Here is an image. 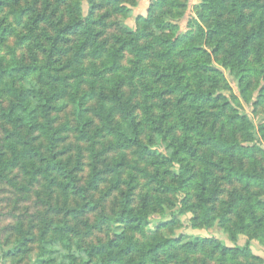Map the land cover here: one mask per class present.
I'll return each instance as SVG.
<instances>
[{
    "label": "trees",
    "instance_id": "trees-1",
    "mask_svg": "<svg viewBox=\"0 0 264 264\" xmlns=\"http://www.w3.org/2000/svg\"><path fill=\"white\" fill-rule=\"evenodd\" d=\"M123 3L0 0V183L24 196L38 187L46 205L40 224L15 227L9 251L0 244L3 256L27 255L38 241L43 254L56 253L49 246L64 251L46 264H210L231 254L239 264H264L250 251L254 231L264 237V201L252 193H264V149L254 143L264 124L257 128L240 111L241 99H253V113L264 106V3L203 0L202 23L191 21L183 33L174 23L185 18L188 0H153L135 29L107 45L100 28L111 15L98 11L122 14ZM77 34L74 48L60 47ZM219 54L240 98L221 86ZM67 111L88 161L68 142L69 120L60 123ZM222 184L242 192L218 206ZM141 186L146 195L136 201ZM164 208L175 209L173 218L191 214L190 227H225L234 246L202 235L183 246L186 234L149 235L150 216ZM240 235L248 238L242 247Z\"/></svg>",
    "mask_w": 264,
    "mask_h": 264
},
{
    "label": "rangeland",
    "instance_id": "rangeland-1",
    "mask_svg": "<svg viewBox=\"0 0 264 264\" xmlns=\"http://www.w3.org/2000/svg\"><path fill=\"white\" fill-rule=\"evenodd\" d=\"M153 0H125V3L123 5L121 4V9L122 6L126 10L124 13L119 14V13H113L112 9L109 7H105L104 9H100L98 11V17L106 15V13H110L109 18H105L104 21L106 23V26L100 28L103 30V35L101 37L102 41H105L107 45H113L114 43V37L116 36H123L127 33V30H132L135 29V20L137 16L143 15L145 16L147 14V11L152 4ZM257 1V0H256ZM260 3H264V0H259ZM203 3V0H188L189 4V9L188 12L185 16L184 19L181 21H177L174 24H179L181 26V31L183 33H186L190 28H192V25L190 24L191 21L199 22L200 18L198 17V11L200 5ZM84 12H87V4L84 2ZM40 11H43L42 6L39 8ZM62 12H65V9H63ZM59 17V16H57ZM56 17V18H57ZM69 20V17L67 16L65 21L67 22ZM202 21V20H201ZM200 21V22H201ZM209 22V20H208ZM202 23V22H201ZM204 23V22H203ZM205 24V23H204ZM41 27H47L50 33L54 34L53 30L51 27H48L46 24H42ZM41 37L43 35L41 34ZM69 40L67 43H61L60 47H75L80 40L82 39L81 34L77 35H72L68 37ZM43 43H48L50 46V43L48 40L42 38ZM28 59L29 57L31 58L30 53L27 54ZM42 58V56H39V58ZM226 55L225 54H219L217 56L213 55V60H215V63L217 67L221 68L223 73H224V80L222 81V87L223 85H227L230 87L231 91L239 96L238 89L236 87V81L230 76V73L228 72L227 69L223 68L221 63L224 62ZM130 57L127 55V60ZM91 61V60H90ZM88 61L86 65L89 64ZM240 98V96H239ZM251 99L250 104L248 105L246 102H244L241 99V104L242 107L240 108V111L247 113L250 115L254 122L257 125V128L261 126V124H264V106H259L257 110H255V113H253V106H254V101ZM240 112V113H242ZM91 114H88L90 116ZM66 120H69V124L71 127V132L69 133V140L68 142L70 145L76 150L77 146H80L84 150V154L87 157V161L90 159V151L88 144L83 143L81 140H79L80 134H78V131H74L73 129L76 126V123L74 121V117L71 113V111H67L64 115L60 117V123L65 122ZM97 125V122L95 121L94 123ZM2 135V130H1V124H0V137ZM254 143L258 146L264 149V138H262L260 135L258 136V140L254 141ZM253 143V144H254ZM153 155L154 152H152ZM262 154V153H261ZM138 155L134 153L129 154V158H137ZM218 177H221L220 175ZM20 182V178L18 179ZM141 183H145V181H141ZM144 185V184H143ZM106 185H103L101 187V190H105ZM220 190L223 191V194H221V197L218 202V206L222 205V202L224 201H229V200H236L237 195H240L242 192V188L240 187L239 184H234V185H224L222 184L219 187ZM38 191V187H34L33 191L28 194L27 196H24L23 192L18 191L14 187H12L8 183H0V244L3 246V250L5 252L9 251L12 247V244L16 238V232L14 231L15 227L19 224L22 223V229L23 231H30L33 225H38L40 224L39 218H38V213L40 211H44V208L46 207L43 202L37 198L36 192ZM146 188L144 186H141L138 189L137 192V199L136 201H142L143 197L146 195ZM193 194V192H191ZM252 193L254 195H259L260 199L259 201H264V193L262 191H259L258 189L253 190ZM97 197H100V194H96ZM184 194L180 193L177 194V200L180 201L183 199ZM24 199V200H23ZM115 198L111 196L107 201H114ZM149 201H154L153 198H149ZM172 200H173V195H172ZM16 201H18V204H16ZM236 202V201H235ZM192 203H195L193 201ZM16 205V206H15ZM175 210V209H174ZM174 210H169L168 208H164L163 212L156 213L154 212L150 216V220L146 226L147 231L149 232V235H153L156 233H159L163 237H174L176 234H186L187 238L186 240L181 244L182 246L185 245V243L191 241L192 236H206V237H215L218 240L222 241L223 243H227L230 246H234L233 243L231 242L230 236L228 234V231L226 230L225 227H220V226H213L209 229L203 228L202 226L198 227H190V220L193 217L191 214L185 217H179L175 216L173 218V212ZM262 215L264 213V210L261 211ZM236 214L239 215L238 211ZM201 215V212L200 214ZM237 215V216H238ZM171 220H177L176 224L174 225L173 228L169 229H163L159 230V225L166 223L167 221ZM248 222H246L247 224ZM227 225V224H226ZM34 231V230H33ZM36 234L38 235V230L35 229ZM254 233L257 235V239H254L250 241V251L253 256L257 257H264V237L259 235L260 232L258 230H255ZM99 237H104L102 235H98ZM78 240V238L75 239V241ZM87 243L90 242H95V239H87ZM248 242V238L245 235H240L237 238V243L239 246H244ZM32 251L27 254V255H18V256H13V255H4L1 252L0 249V264H46V261L49 259H52L53 257H59L60 252H64L62 250V246H49V249L51 251L55 252L52 255L49 254H43L41 252V246L40 243L37 241L35 244H32ZM185 251V250H182ZM182 251H179L182 253ZM177 252V253H179ZM193 257V256H192ZM222 258V263H219V261H210V264H239L243 260L240 258H236L234 255H230V257ZM59 261V260H58ZM249 263L252 262V259H249ZM209 264V263H208Z\"/></svg>",
    "mask_w": 264,
    "mask_h": 264
}]
</instances>
